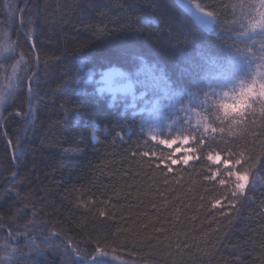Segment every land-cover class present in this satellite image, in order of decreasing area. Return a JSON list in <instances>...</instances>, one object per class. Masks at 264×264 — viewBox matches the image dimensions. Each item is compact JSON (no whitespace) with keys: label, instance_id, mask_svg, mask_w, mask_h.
Instances as JSON below:
<instances>
[{"label":"trees","instance_id":"16d2710c","mask_svg":"<svg viewBox=\"0 0 264 264\" xmlns=\"http://www.w3.org/2000/svg\"><path fill=\"white\" fill-rule=\"evenodd\" d=\"M193 1L213 13L212 32L177 0H0V264H64L56 246L68 237L128 264H264V165L236 209H213L224 190L203 180L207 149L166 176L154 165L169 150L142 117L85 84L89 70L97 79L123 69L176 133L213 149L253 140L264 128L258 107L227 127L215 102L264 75L261 44L244 27L259 0Z\"/></svg>","mask_w":264,"mask_h":264},{"label":"snow or ice","instance_id":"6c2138e0","mask_svg":"<svg viewBox=\"0 0 264 264\" xmlns=\"http://www.w3.org/2000/svg\"><path fill=\"white\" fill-rule=\"evenodd\" d=\"M240 7H243V5ZM249 7L255 10V16L244 26L247 28L246 34L251 33L252 35H249L248 39L253 41V43L258 40L261 44L260 51L264 52V0H259L258 6L252 4ZM16 11H19V9L17 8ZM206 14L213 16L212 12H207ZM32 55L36 58L38 72L39 59L34 52ZM48 63L47 61L45 62L46 65ZM35 74L32 75L33 79ZM131 87V85H128L126 88L120 89V91L126 93ZM28 92H32V79ZM215 103L220 112V115L217 116V121L227 127L247 124L249 116L256 114L257 107L262 117H264V75H261L259 79H252L247 83H242L239 90L230 95L228 99L216 101ZM132 106H135V99ZM61 108L64 111L63 106ZM76 111H80V109H76ZM16 115H21V113H16ZM207 118L206 116L205 119L207 120ZM106 130L111 131V128ZM224 130V127L217 128L208 124L205 126V131L224 132ZM0 131H3V129H0ZM253 136L254 139L251 141L245 137L246 142L243 144L226 142L223 148L217 145L216 149H213L208 147L206 138L196 139L190 135H180L164 139L152 135L150 136V141H157L170 149L169 154L159 159L154 166L163 170L166 176L174 175L181 166L186 169L193 162H199L201 160L200 153L207 149L204 158L210 166L206 170L203 180L206 183L218 185L224 190L214 199L212 208L236 209L242 203L256 169L264 165V139L261 138L264 137V128L261 129L258 135L253 132ZM115 137L123 140L121 133H115ZM193 140H195L196 146H193ZM147 142L149 140L145 141V143ZM8 143H12V141ZM249 143H251V147H249ZM134 155H140L142 158L152 155L155 159L154 153L140 151L139 149ZM149 166L152 167L153 165L150 163ZM261 206L264 207V201L261 202ZM100 214L106 215L103 209H101ZM220 215L227 216L228 212L220 211ZM37 247L36 244H33V248ZM56 247L60 249L64 256V264H75V261L81 258L91 261V264H104L99 257L107 255H111L117 260L119 259L115 255V249H109L100 243H96L91 252H89L82 250L77 242L71 240V237H68L64 242L63 248ZM13 253H17V250L14 249Z\"/></svg>","mask_w":264,"mask_h":264},{"label":"rangeland","instance_id":"374dc122","mask_svg":"<svg viewBox=\"0 0 264 264\" xmlns=\"http://www.w3.org/2000/svg\"><path fill=\"white\" fill-rule=\"evenodd\" d=\"M177 3L198 25L203 27L207 32L213 31L215 25L213 16H208L206 14L207 12L203 10L199 4L195 3L193 0H177ZM85 75V84L94 83L96 92L100 96L109 97L112 106L115 105L116 107H120L123 113L130 111L134 117L136 115L142 117V126L147 135H156L158 138L164 139L182 135L176 133L173 128L166 125L165 118L161 112L159 99L151 100L147 92H137V81L133 80L131 75L123 69L111 67V69L100 71V76L97 79H95V75L91 70L86 72ZM128 85L132 86L128 92L125 93L120 91V89H124ZM134 99L135 106H132ZM153 142L159 144L157 141ZM162 146L170 151L167 146ZM108 260L111 261L112 264H128L123 260H117L113 256H109Z\"/></svg>","mask_w":264,"mask_h":264}]
</instances>
